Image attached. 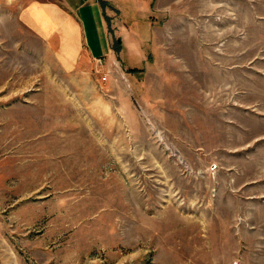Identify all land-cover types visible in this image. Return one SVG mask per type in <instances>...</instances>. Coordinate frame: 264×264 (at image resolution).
I'll return each instance as SVG.
<instances>
[{
	"label": "rangeland",
	"instance_id": "rangeland-1",
	"mask_svg": "<svg viewBox=\"0 0 264 264\" xmlns=\"http://www.w3.org/2000/svg\"><path fill=\"white\" fill-rule=\"evenodd\" d=\"M102 1L65 73L0 0V264H264V0Z\"/></svg>",
	"mask_w": 264,
	"mask_h": 264
},
{
	"label": "crops",
	"instance_id": "crops-1",
	"mask_svg": "<svg viewBox=\"0 0 264 264\" xmlns=\"http://www.w3.org/2000/svg\"><path fill=\"white\" fill-rule=\"evenodd\" d=\"M3 1L17 3L12 22L36 38L62 72L89 68L97 58L110 67L119 53L124 26L118 17L112 18V10L106 9L102 0ZM160 5L158 0L156 10ZM114 38L119 39L117 44Z\"/></svg>",
	"mask_w": 264,
	"mask_h": 264
},
{
	"label": "built area",
	"instance_id": "built-area-1",
	"mask_svg": "<svg viewBox=\"0 0 264 264\" xmlns=\"http://www.w3.org/2000/svg\"><path fill=\"white\" fill-rule=\"evenodd\" d=\"M95 62L97 65H101V60L99 58L95 59ZM105 78V75H103V79Z\"/></svg>",
	"mask_w": 264,
	"mask_h": 264
},
{
	"label": "trees",
	"instance_id": "trees-1",
	"mask_svg": "<svg viewBox=\"0 0 264 264\" xmlns=\"http://www.w3.org/2000/svg\"><path fill=\"white\" fill-rule=\"evenodd\" d=\"M118 40H119L118 38H114V39H113V41H114L115 44H117ZM115 48H116V50H117L118 46H116ZM129 71H132V70L130 69Z\"/></svg>",
	"mask_w": 264,
	"mask_h": 264
}]
</instances>
